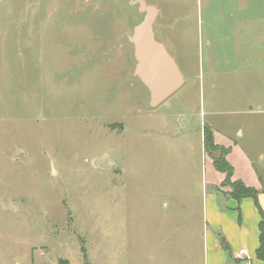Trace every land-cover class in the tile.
Returning a JSON list of instances; mask_svg holds the SVG:
<instances>
[{
	"label": "rangeland",
	"instance_id": "obj_1",
	"mask_svg": "<svg viewBox=\"0 0 264 264\" xmlns=\"http://www.w3.org/2000/svg\"><path fill=\"white\" fill-rule=\"evenodd\" d=\"M145 1L185 79L156 107L134 75L128 36L144 14L129 0H0V264H149L151 203L164 213L169 193L196 194L211 174L204 127L250 123L225 111L263 94L247 66L264 26L240 27L253 44L236 51L226 0ZM212 67L233 71L214 100ZM257 119L240 144L264 170Z\"/></svg>",
	"mask_w": 264,
	"mask_h": 264
},
{
	"label": "crops",
	"instance_id": "obj_2",
	"mask_svg": "<svg viewBox=\"0 0 264 264\" xmlns=\"http://www.w3.org/2000/svg\"><path fill=\"white\" fill-rule=\"evenodd\" d=\"M224 7H227V11H224ZM220 8L221 13L228 12L232 19L233 39L230 41V47H236L234 50L237 51L240 42L244 40H247L248 45L253 44L247 37L252 35L249 31H258L264 26L261 25L264 24V0H226L221 3ZM242 26L247 31L244 40H241V34L237 33ZM255 41L264 46L263 37ZM235 55L237 67L240 57ZM231 59L232 56L229 60ZM259 59L261 61L253 62L247 68L252 73L251 76L261 80L262 96L258 99L250 98L245 108L235 104L225 111L226 114L247 115L250 123L248 125L237 123L234 131L230 132L223 129L219 122L210 120L207 125L214 132L215 142L230 148L227 159L234 167L232 180H241L245 185L257 189L258 201L264 211V170L258 169L253 153L240 144L247 128L254 123L253 121H258V117L261 119L260 131L264 135V56ZM214 67L212 79L209 80L212 86V99L215 94L221 92L222 95L225 80L230 79L228 74L233 72L227 69L220 70V73H226L223 80L219 77V70ZM235 74L237 73L231 75ZM205 85L206 80L203 78L201 83L203 90L206 89ZM219 107L221 106L211 105L207 114L216 118V115L224 113ZM255 133L258 135V131ZM204 153L206 161L210 164L211 174L209 176L202 173L201 184H198L200 192L196 194L186 192L179 197L175 196V193H169L170 204L164 206V213H158L155 203H151L153 212L159 216L152 235L148 236L152 246L150 245L147 261L149 264H264V260L257 255L262 219L258 206L252 197H243L240 200L234 198L230 193L231 187L222 185L226 175L215 168L213 159L205 152V147ZM257 158L264 160V150L258 153ZM126 203L130 206V201ZM223 240L226 241V245ZM242 249L246 254L238 256ZM137 253H141V250ZM138 256L140 257V254Z\"/></svg>",
	"mask_w": 264,
	"mask_h": 264
},
{
	"label": "water",
	"instance_id": "obj_3",
	"mask_svg": "<svg viewBox=\"0 0 264 264\" xmlns=\"http://www.w3.org/2000/svg\"><path fill=\"white\" fill-rule=\"evenodd\" d=\"M144 14L128 36L134 45L136 66L134 75L150 92L151 105L156 107L167 101L185 83L184 75L167 47L157 39L154 24L158 11L145 0H129Z\"/></svg>",
	"mask_w": 264,
	"mask_h": 264
},
{
	"label": "trees",
	"instance_id": "obj_4",
	"mask_svg": "<svg viewBox=\"0 0 264 264\" xmlns=\"http://www.w3.org/2000/svg\"><path fill=\"white\" fill-rule=\"evenodd\" d=\"M203 137L205 151L213 159L215 168L226 175L222 185L231 187V195L238 200L243 197H252L259 208L262 219L260 222V246L257 250V255L264 260V211L258 201L259 191L245 185L241 180H232L234 167L227 159L230 148L217 144L214 139V133L210 128L204 127ZM223 242L225 245L227 244L225 240Z\"/></svg>",
	"mask_w": 264,
	"mask_h": 264
},
{
	"label": "built area",
	"instance_id": "obj_5",
	"mask_svg": "<svg viewBox=\"0 0 264 264\" xmlns=\"http://www.w3.org/2000/svg\"><path fill=\"white\" fill-rule=\"evenodd\" d=\"M244 254H246V251H245L244 249H242V250H240V251L238 252V256H242V255H244Z\"/></svg>",
	"mask_w": 264,
	"mask_h": 264
}]
</instances>
